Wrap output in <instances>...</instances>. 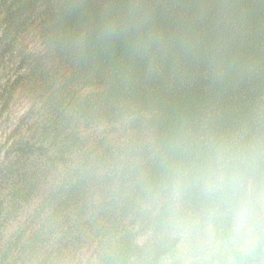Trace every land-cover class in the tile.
<instances>
[{"label": "trees", "instance_id": "16d2710c", "mask_svg": "<svg viewBox=\"0 0 264 264\" xmlns=\"http://www.w3.org/2000/svg\"><path fill=\"white\" fill-rule=\"evenodd\" d=\"M27 4L38 5L52 45L42 56L44 105L59 127L82 120L103 148L85 169L103 225L68 234L91 240L95 262L80 254L75 264H131L132 224L153 211L162 225L181 212L231 225L243 213L244 228L260 220L264 231V0ZM80 191L59 211L88 204ZM125 218L130 227H117Z\"/></svg>", "mask_w": 264, "mask_h": 264}, {"label": "rangeland", "instance_id": "374dc122", "mask_svg": "<svg viewBox=\"0 0 264 264\" xmlns=\"http://www.w3.org/2000/svg\"><path fill=\"white\" fill-rule=\"evenodd\" d=\"M27 3L0 0V264H75L80 254L95 262L91 240L84 235L77 245L68 234L73 224L98 219L103 225L105 219L103 205H96V212L91 208L101 193L88 189L85 172L97 164L94 148L103 150L100 136L82 120L71 123V130L59 127L58 112L44 105L42 56L52 45L45 37V17L33 13L38 5ZM77 189L89 205L81 202L72 212H60ZM155 215L132 224L131 264H244L258 249L255 264H264L260 220L250 229L244 228L243 213L222 225L209 215L194 219L181 212L180 221L164 226L163 217L151 220ZM131 222L125 218L117 227Z\"/></svg>", "mask_w": 264, "mask_h": 264}]
</instances>
